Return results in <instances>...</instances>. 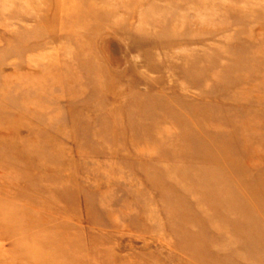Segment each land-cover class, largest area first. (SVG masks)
<instances>
[{
	"label": "rangeland",
	"instance_id": "obj_1",
	"mask_svg": "<svg viewBox=\"0 0 264 264\" xmlns=\"http://www.w3.org/2000/svg\"><path fill=\"white\" fill-rule=\"evenodd\" d=\"M0 264H264V0H0Z\"/></svg>",
	"mask_w": 264,
	"mask_h": 264
},
{
	"label": "bare ground",
	"instance_id": "obj_2",
	"mask_svg": "<svg viewBox=\"0 0 264 264\" xmlns=\"http://www.w3.org/2000/svg\"><path fill=\"white\" fill-rule=\"evenodd\" d=\"M50 21H51V20H50ZM52 21H53V20H52ZM153 22H154V21H153ZM52 23H53V22H52ZM69 23H71V22H69L68 20L65 19L63 25L66 27V26H68ZM5 24H6V23H5ZM59 25H60V24H59ZM152 25H153V23H152ZM61 27H62V26H61ZM119 30H120V29H119ZM164 32H165V31H164ZM161 33H162V32H161ZM161 33H160V35H163V34H161ZM164 36H165V35H164ZM160 37H162V36H160ZM26 39H27V37H25V36H23V35L20 36V40H21V41H25ZM172 39H174V38H172ZM169 42H170V41H169ZM159 44H160V43H159ZM165 45H166V44H165ZM191 67H192V66H191ZM191 67H190V68H191ZM46 68H47V67H46ZM195 68H196V67H195ZM200 69H202V68H199L198 71H199ZM189 70H190V69H189ZM48 71H49V70H48ZM185 71H186V70H185ZM190 71H191V70H190ZM198 71H197L196 73H198ZM43 72H46V70H43ZM201 74H202V73H201ZM202 76H203V75H202ZM132 93H133V92H132ZM132 95H134V94H132ZM131 97H132V96H131ZM30 103H31V102H30ZM30 103H29V104H30ZM27 104H28V103H27ZM27 104H26V105H27ZM39 104H40V103H39ZM23 105H24V103H23ZM37 105H38V102H36V103H31V105H29V106H37ZM29 106H28V109H30ZM151 109H152V108L147 107V109H146V110L144 109V111L149 113ZM28 111H29V110H28ZM29 112H30V111H29ZM153 124H154V123H153ZM156 135H158V134H156Z\"/></svg>",
	"mask_w": 264,
	"mask_h": 264
}]
</instances>
